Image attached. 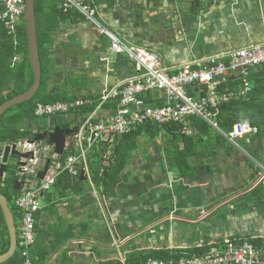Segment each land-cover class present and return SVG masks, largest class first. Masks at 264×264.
I'll use <instances>...</instances> for the list:
<instances>
[{
    "label": "crops",
    "instance_id": "obj_1",
    "mask_svg": "<svg viewBox=\"0 0 264 264\" xmlns=\"http://www.w3.org/2000/svg\"><path fill=\"white\" fill-rule=\"evenodd\" d=\"M89 3L95 9L92 22L81 14L82 20L75 18L73 10L70 16L63 17L67 12L63 11L61 0L40 2L46 92L66 94L73 99H97L105 91L118 89L133 75V63L110 51L109 39L101 33L102 29L124 45L157 52L174 71L210 55L264 43V0H90ZM15 58L21 60L20 55L14 56V61ZM64 68L74 75L66 79ZM62 76L68 85H61ZM227 77L235 79L234 75ZM113 110V103L108 102L100 115H109ZM83 119L79 110L66 116H33L17 127L33 139L45 127L58 126L75 132ZM39 143L48 145L46 141ZM99 148L92 147L86 153V162L77 166L79 182L73 177L71 188L53 187L42 196L31 250L36 260L46 252L44 264L119 263L127 262L131 255L153 250L187 249L234 235H263L258 226L260 222L261 226L264 224V212L252 214L253 219H243L244 213L237 214L232 202L235 196L224 193L225 186L219 188V178L211 179L213 189H220L224 197L215 204L208 188H193L197 177L191 180L181 177L174 160L166 159L153 166L127 164L105 193L94 178L103 176L113 150L108 147L99 162V158L94 160ZM168 151L163 149L162 153ZM65 156L66 152L61 160ZM207 183L209 187L211 181ZM199 204L214 206L203 219L197 217L201 211ZM163 216L169 223H162ZM214 217L218 227L213 232L203 230L202 225H209Z\"/></svg>",
    "mask_w": 264,
    "mask_h": 264
},
{
    "label": "built area",
    "instance_id": "obj_2",
    "mask_svg": "<svg viewBox=\"0 0 264 264\" xmlns=\"http://www.w3.org/2000/svg\"><path fill=\"white\" fill-rule=\"evenodd\" d=\"M61 1L64 12L75 10L88 21H94L95 9L89 3L90 0ZM0 7L3 28L15 35L24 17L25 0H0ZM101 33L108 37L112 53L124 55L133 63V75L118 89L105 91L97 99L79 98L52 104H36L34 116L37 118L66 116L85 107L94 108L84 116L71 139L66 140L63 151V154L66 152L65 159L61 160L63 155L59 157L54 154L51 146L39 142L23 140L14 144L18 152L21 148L20 153L27 155L19 160V175L25 176V180L15 199V206L21 213L16 229L17 250L23 259L22 264H33L31 250L42 196L54 187L62 174L77 177V166L86 162V153L92 147L100 144L111 147L116 139L127 136L146 124L181 125L185 132L192 119L204 122L234 147H238L239 141L250 142L258 132L250 123L238 121L228 133H224L217 127L214 110L233 99L247 96L251 91L249 70L258 65L264 66V43L207 57L174 71L165 65L157 52L124 45L104 29ZM227 75H234L235 79L241 81L237 91L218 89L228 79ZM108 102L113 103V112L100 115ZM4 147L0 151V164ZM47 161L49 165L46 175L39 180L37 175L44 169ZM258 236L251 237V240L258 239ZM197 248L204 250L190 256L184 253L185 255L168 261L148 259L141 264H264V246L249 242L245 236H228L187 249ZM119 264L127 263L120 261Z\"/></svg>",
    "mask_w": 264,
    "mask_h": 264
},
{
    "label": "trees",
    "instance_id": "obj_3",
    "mask_svg": "<svg viewBox=\"0 0 264 264\" xmlns=\"http://www.w3.org/2000/svg\"><path fill=\"white\" fill-rule=\"evenodd\" d=\"M41 0H35V16H36V26H37V38L39 55L41 62V84L39 90L35 97L26 103L15 106L8 111H6L1 118H9L8 122L5 124H0V146L3 144H15L19 139L32 140L31 134L23 133L19 131V123L25 119H32L34 116V110L36 104H52L55 102H65L71 101L73 98H69L66 94H54L52 92L45 91V82L47 78L46 68L43 57V45L45 42V37L39 30V6ZM1 9V7H0ZM62 11L59 12V14ZM68 13V14H67ZM67 13L63 14V17L70 16L72 13L69 10ZM73 15L75 18L82 20L81 15L73 10ZM46 48V47H45ZM20 55L21 60L15 65L14 68L11 67V62L14 56ZM248 80L251 85V91L247 96L238 99H233L228 103H225L214 110L215 120L217 127L224 133H228L233 124L238 121H244L250 123L253 127H256L258 132L254 136L255 140L261 137V133L264 130V66L258 65L249 70ZM33 83V71L31 69L28 50H27V36L25 30L24 17L22 18L21 24L18 26L15 35L9 34L5 30L0 22V105L4 102L10 100L11 98L20 95L27 91ZM241 81L238 79H232L228 77L226 82L221 84L218 89L220 91L232 90L237 91L241 86ZM191 92V91H190ZM93 107H85L80 111L84 116L90 114L93 111ZM9 116V117H8ZM16 124V125H15ZM190 124V129L196 131L198 134L195 137L186 136L183 132V127L181 125H154L146 124L131 134L124 136L122 138L116 139L112 144V159L109 161V165L103 168V176L101 178H94L95 182L103 187L104 192H108L114 183V181L119 176L120 172L125 169L128 164L130 152L136 147L137 139L142 136H147L150 139H154L159 134L164 136H169L172 142V147L169 149L170 155L173 160L178 164L181 177L187 179H193L196 177V166L191 163L193 157H197L201 150L209 154H214L215 151L230 148L229 143L221 136L219 133L213 131L207 124L200 120L192 119ZM15 125V126H14ZM215 132V136L211 137L210 133ZM207 138V140L204 139ZM118 140H121L120 142ZM254 140L250 144H245L246 150L250 154H254L252 151V145ZM179 142L182 144L180 149ZM99 152L95 156V161H103L102 156L106 153L108 149L107 144L99 145ZM2 148L0 147V151ZM20 154V153H19ZM22 154L18 155L19 157ZM14 156L13 159L18 161L16 174L9 168L6 167L5 174L0 177V194H2L8 203L11 214L14 218L16 227L19 224L21 218V213L19 209L15 206V199L19 196L22 188V183L25 180V176L19 175V163L20 158ZM63 158V157H62ZM61 158V159H62ZM1 166V164H0ZM79 182V177L75 178ZM73 177L67 173L62 174L58 177L54 188L56 190L65 188H71ZM20 181V182H19ZM17 183H20L19 187ZM64 186V187H62ZM74 186V185H73ZM262 194V184H259L254 190L248 193L246 196L240 198L239 206L241 211L249 209L250 206L259 207L260 200L259 195ZM39 213H37L38 216ZM36 216V218H37ZM258 236V239L251 240L253 236H245L249 242H254L259 245L264 246V236ZM239 237V236H237ZM243 237V236H242ZM216 241V240H215ZM206 248V247H204ZM9 249V235L5 225L2 211L0 209V255L5 254ZM204 249H181V250H153L149 252H143L135 255H131L127 259V264H141L148 259H157L168 261L170 259H175L186 254L190 256L192 254H197L203 252ZM184 254V255H185ZM47 253L43 257H38L35 259V254L31 251V260L33 264H44ZM23 259L20 257L19 251L16 249L14 255L3 264H22ZM108 264H119L118 262H112Z\"/></svg>",
    "mask_w": 264,
    "mask_h": 264
},
{
    "label": "rangeland",
    "instance_id": "obj_4",
    "mask_svg": "<svg viewBox=\"0 0 264 264\" xmlns=\"http://www.w3.org/2000/svg\"><path fill=\"white\" fill-rule=\"evenodd\" d=\"M205 2L206 0H202ZM235 49L229 50L233 51ZM226 51V52H229ZM223 52V53H226ZM221 54V53H220ZM220 54H214L210 55L209 57H214ZM22 57V56H20ZM207 57L203 58L202 60L206 59ZM16 60V58H15ZM19 58H17L16 61L14 59L11 62V67L14 68L15 65L18 63ZM66 75L64 77L67 79V77H72L74 74L69 73L67 68L63 69ZM63 78V76L61 77ZM66 79L61 81L62 86L68 85ZM55 81V80H54ZM45 91L46 88H45ZM9 117V116H8ZM9 118L5 117L4 119H0V124L8 122ZM16 125V124H15ZM14 125V126H15ZM17 127V126H16ZM186 136H197V132L190 129V125L187 127L186 131L184 132ZM211 137L215 136V132L210 133ZM205 140H207L206 137H204ZM23 139H19L21 141ZM253 143L250 146L252 147V151L254 154H250L245 146L243 145L244 141L238 142V147H234L229 144L230 148L221 149L215 151V153L209 154L204 152V150H201L199 152V155L197 157H193L191 159V163L196 166V179L193 181V188L201 189V188H208L209 194L212 197H215V204L219 203L221 201V198L224 197V194L221 193V190L219 189H213V181L211 179H214V181L217 180V178L220 180V186H225L226 191L224 193L229 192L230 197L233 195L236 197V194H238L242 189L247 188L248 185L245 184V179H248L250 181L254 182V185L261 181L260 184H262V194L264 195V130L261 133V137L257 140L255 138H252ZM251 140V141H252ZM119 142L121 140H118ZM250 142H247L245 144H250ZM182 143L179 142V148H182ZM7 144H3L0 147L6 146ZM172 147V142L169 136H163L162 134H159L154 139H150L147 136H142L139 139H137L136 147L130 152V157L128 164H132L133 167L135 164H144L147 165L150 164V166H153L159 162H165L173 160V157L170 155V152L168 151ZM166 149L168 152H165V155L162 153V150ZM19 152H21V148L19 149ZM17 164L18 161L13 158H9L7 166L11 168V170L16 174L18 172L17 170ZM177 164V163H176ZM178 166V164H177ZM179 167V166H178ZM239 169V170H238ZM222 178H225V180H222ZM207 180L211 181V185L208 187ZM241 181V184H240ZM215 183V182H214ZM207 186V187H206ZM222 189V188H221ZM233 197L232 202L239 203L240 199ZM219 200V202H217ZM197 203V202H195ZM235 203V205H236ZM200 206V204H199ZM198 206V207H199ZM233 205H230V208ZM197 207V209H199ZM201 211L197 214V217L203 219L206 217V213L210 209H212L214 206L206 207L205 205L200 206ZM245 218L253 217L254 215H251L247 209H244V211H237V214H243ZM184 215V213L182 212ZM187 215V214H186ZM238 215V216H239ZM188 217V216H186ZM200 219V220H201ZM211 223L209 225H202L203 230L213 232L214 229L218 227L217 218H212ZM162 223H169V219H166V216L161 217ZM179 221V220H178ZM198 229H201V225L198 227ZM188 236V233L185 234ZM189 238V237H187Z\"/></svg>",
    "mask_w": 264,
    "mask_h": 264
},
{
    "label": "water",
    "instance_id": "obj_5",
    "mask_svg": "<svg viewBox=\"0 0 264 264\" xmlns=\"http://www.w3.org/2000/svg\"><path fill=\"white\" fill-rule=\"evenodd\" d=\"M25 30L27 36V50L28 58L31 69L33 71V83L31 87L24 93L17 95L10 100L0 105V117L9 109L21 105L23 103L31 101L37 94L41 84V62L38 47L36 16H35V0H25V12H24ZM45 129H48L45 127ZM74 130H65L58 126L53 127L51 131L46 130L43 135L35 134L32 142L46 141L49 146L53 147L54 154L61 157L66 144V139ZM19 152L16 150L15 145H6L3 149V158L0 166V177H3L8 164L9 158L14 156L19 157ZM27 155H21L19 158H26ZM21 163H19L20 165ZM49 161L46 162L44 169L38 173L37 179L42 180L46 175ZM20 183H17L19 187ZM0 209L3 214L7 232L9 235V249L8 251L0 255V264L8 261L15 253L17 249V229L14 218L9 209L6 198L0 194Z\"/></svg>",
    "mask_w": 264,
    "mask_h": 264
},
{
    "label": "flooded vegetation",
    "instance_id": "obj_6",
    "mask_svg": "<svg viewBox=\"0 0 264 264\" xmlns=\"http://www.w3.org/2000/svg\"><path fill=\"white\" fill-rule=\"evenodd\" d=\"M46 130L51 131L52 129L51 128L44 129L43 131H41L39 133H36V134L37 135H43ZM246 182L248 183L247 188L242 189L238 194H236V197L235 198H237L238 200L240 198L246 196L248 193H250L252 190H254L261 183V181H260V182H258L257 184L254 185V182L253 181H250L249 178L246 180ZM258 199L260 200V206L259 207H255V206H250L249 207V209H251V211H249V213H251V215L254 214V213L257 214L259 212L262 214L264 212V195L263 194L259 195V198ZM235 209L237 211H239V213L241 212V208L239 206V203H236ZM253 209L255 211L252 212ZM257 216H258V214H257ZM253 218H254V216L251 217L250 219H253ZM255 218H258V217H255ZM263 226H264V224H262V226H261V222H260L258 228H260V230H262L260 233L264 235V228H263ZM256 227H257V225H256Z\"/></svg>",
    "mask_w": 264,
    "mask_h": 264
}]
</instances>
